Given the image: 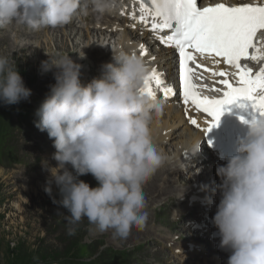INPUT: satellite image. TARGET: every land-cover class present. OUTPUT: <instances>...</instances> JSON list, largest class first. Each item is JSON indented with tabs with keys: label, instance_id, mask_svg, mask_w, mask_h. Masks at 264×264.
I'll return each instance as SVG.
<instances>
[{
	"label": "clouds",
	"instance_id": "9594fccd",
	"mask_svg": "<svg viewBox=\"0 0 264 264\" xmlns=\"http://www.w3.org/2000/svg\"><path fill=\"white\" fill-rule=\"evenodd\" d=\"M92 5L105 13L118 0ZM80 8L81 0H0V28L13 21L32 30L63 26ZM41 67L56 81L36 110L35 126L56 149V166L44 165L50 174L45 191L51 194L53 183L59 188L61 199L54 202L67 210L69 225L87 218L98 232L111 230L116 237L143 228L148 219L143 185L166 161L151 128L164 102L140 91L147 64L135 51H113L112 62L102 64L101 75L87 85L80 79L82 65L70 55L49 57ZM31 95L14 61L0 56V101L14 105ZM88 174L96 187L80 179ZM217 175L220 201L213 223L219 247L230 253L227 264H264V120L250 124L237 154L218 166Z\"/></svg>",
	"mask_w": 264,
	"mask_h": 264
},
{
	"label": "rangeland",
	"instance_id": "374dc122",
	"mask_svg": "<svg viewBox=\"0 0 264 264\" xmlns=\"http://www.w3.org/2000/svg\"><path fill=\"white\" fill-rule=\"evenodd\" d=\"M22 28L25 30L23 31ZM71 29L65 28V31ZM45 32L48 33L49 30L29 31L28 27L25 25L20 27L19 22L17 24L16 21L0 28V56H7L14 61L25 85L32 90L31 97L21 101V113H19L21 109L16 110L15 104L0 106L11 109L12 114L7 127L0 135V264H46L43 259L49 256L61 257L70 253V246L73 242L79 244L78 257L86 260L99 258L100 255L96 251L92 253V250L100 248L101 243H104L100 250L107 247L106 252L108 253L112 248L111 257L118 250L128 254L129 260L124 259L128 262L123 264H227L230 253L228 251L219 252L213 246L207 248L195 259L184 258L182 251H186L187 247L183 244L184 240L179 242L177 237L180 232L187 235L185 227L181 230L178 227L182 213L178 211L180 199L167 197L168 193L171 194L175 188H185L183 186L187 183L185 176L190 171L184 169H178L173 176L175 178L173 185L168 183L163 185L161 180L151 176L152 197L151 202L146 206V211L148 216L153 218L155 210L152 209L158 206L156 209L159 210V215L150 228L146 222L143 228H132L133 236L128 234L126 237H116L111 230L98 232L87 218L82 219L76 225H69L67 210L54 202L61 199L59 188L53 183L52 193L45 191L49 172L46 168L43 169V165L48 166V158H53L56 149L48 134L41 132L35 126V121L38 119L36 110L56 81L53 72H42L41 61L38 60L39 55L45 59L70 55L75 59L77 55L84 53V49L82 39L77 41L80 48L78 50L71 48L73 45L70 44L65 49L46 46L44 40L46 36H50ZM62 32L64 33L63 29L55 31L59 34L58 39H62L60 37ZM98 32L93 31L92 35ZM7 34L11 37L17 36L18 40L23 39L21 49L14 52L5 51L7 47L15 48L13 44L15 41L9 43L10 45L6 43L14 40L10 37L6 38ZM34 36L36 41L31 39ZM38 41L42 44L40 51L36 50ZM84 41L91 46L89 38H84ZM151 64H154L153 60ZM86 80L88 83L91 82L89 78ZM163 113L165 114V111ZM176 139L179 138L177 136L169 138L170 144H166L164 155L173 150L175 153L178 152L175 145ZM49 165L54 166L53 163ZM197 166L198 164L193 169L196 170ZM80 179L88 182L92 187L97 186V181L91 174L81 176ZM167 180L165 178V181ZM30 186L34 187V191L25 192L24 189ZM191 204L192 202L188 200L183 208L188 210ZM200 210L197 207L194 214L190 215L194 222L202 220V216L198 220L195 219ZM167 220L169 222L164 226ZM170 224L173 225L169 227ZM69 227L74 228V233L71 235L68 232ZM85 245H93V247L87 248ZM222 253H225L223 257Z\"/></svg>",
	"mask_w": 264,
	"mask_h": 264
},
{
	"label": "snow or ice",
	"instance_id": "6c2138e0",
	"mask_svg": "<svg viewBox=\"0 0 264 264\" xmlns=\"http://www.w3.org/2000/svg\"><path fill=\"white\" fill-rule=\"evenodd\" d=\"M140 2L138 22L150 27L162 44L178 51L183 103L194 106L208 117L205 128L189 117L193 125L207 136L219 126L221 117L225 111H231L233 105L250 110V121L240 117L245 123L264 120V0L239 5L225 2L206 5L204 0ZM133 19L136 20L135 15ZM132 26L135 27V23ZM164 30L170 34L160 35ZM142 55H147L146 49ZM198 56L222 58L237 69L235 73L213 72L214 76L234 77L231 81L227 78L218 81L224 87L215 91L222 95H204L201 86L195 82V74L202 67ZM242 60L255 61L261 65L260 70L254 73L249 64L242 65ZM163 76L153 68L145 78L141 94L156 99L157 90H161L165 97L175 96L173 87L166 84Z\"/></svg>",
	"mask_w": 264,
	"mask_h": 264
},
{
	"label": "bare ground",
	"instance_id": "6f19581e",
	"mask_svg": "<svg viewBox=\"0 0 264 264\" xmlns=\"http://www.w3.org/2000/svg\"><path fill=\"white\" fill-rule=\"evenodd\" d=\"M102 16H103V14L101 15V17ZM103 18L106 19V16L104 15ZM21 23L22 22H19V24H21ZM17 24H18V22H17ZM61 28H64L63 29L64 33L62 32V34L60 35V37L62 39H58L59 34L54 33V32L56 30L61 29ZM65 28L67 29V27H60V26L50 28L48 33L45 32L46 35H49L50 37L46 36V40H44V43L46 46L51 45L52 47H57V48L62 47L63 49H65V47L70 44V45H73V47H71V48H76L78 50L79 45H78L77 41H78V39L79 40L82 39L81 43L83 46L82 48L84 49V53H83L84 56L81 57L80 55H83V54L80 53V55H77V57L74 60L76 63H78L82 66H84V65L81 63V61L89 58V56L92 59H94L95 62H97V65H99L98 62L100 60H103L104 58L112 59L113 51L119 52V48H118L117 44H115L114 45L115 47H112V48L106 47V44L110 45L109 41H111V39L114 38L118 34V33L113 31L112 27H110V29H108L106 31H100V34H98L97 40H96L99 43L96 46L92 45L91 47H88L89 46L88 43L86 44L84 41V38L86 36H90L89 34L91 32L86 31L85 29H81V28H79V31H76V32H75L76 28L75 29L72 28L69 31H65ZM80 30L82 31V33L80 32ZM51 31H53V32H51ZM11 33L14 34L13 32H11ZM51 33H52V36H51ZM77 33H78V38H77ZM8 37H10L11 39H14V40L9 42L8 41L9 39H8L7 40L8 42H6V43L9 44V43H12L15 41V43H13L15 48L7 47V48H5V51L14 52L17 49H21V47H22L21 45H23V43H22L23 39L18 40V39H16L17 36L11 37L9 34H7L6 38H8ZM34 38H35V36L31 37L32 40H35ZM121 38H122V40L119 42L122 43V47L125 48L126 51L132 50V51L136 52V50H138V53L137 52L136 53L143 58V60L145 61V63L147 64V66L149 68V72H151V70L153 68H155L160 73H162V70L157 65H156V67H152L156 63V58L154 57L155 58L154 60L150 58V56L153 53V48L151 47L149 49L148 43H147V46L145 45L143 49L141 48V45H143V41L141 43L137 42L136 44H132L130 41H131V39L134 38L133 32H124L123 34H121ZM94 41H95V36H94ZM29 42H30V40H29ZM41 47H42V44L38 41L36 50L40 51ZM86 48H87L88 52L87 51L85 52ZM145 49L146 50L149 49L148 50L149 56H148V54L142 55V52ZM159 53L157 52V54H159V58L161 57V55H164V57H166V63L163 64L161 62V64L163 65V68L167 70V67H165V66L168 65V71H171L172 70V62L170 59V54H168L167 52H163V51H160ZM166 54H168L169 56H167ZM57 57L58 56H56V58ZM46 60H48V59H45V58H43V56L39 55L38 61H41V65H42V62L46 61ZM151 60L154 61V64L152 66H151ZM106 63H108V62H106ZM93 71H94V75L96 76V78L98 76H100L101 75V65H100V70L97 68H94V67H91L88 69V72H90L91 76H85V77L83 75L80 76L81 82L83 84H85V85L88 84V81L86 80L88 78L92 81ZM81 73L85 74V71H83L82 68H81ZM164 111H165V114L162 113V115L159 118L154 119L152 122L151 128H152L153 141L158 146L159 150L163 154L167 148L166 144L169 143V142H167L168 139L169 138L171 139L172 137L177 136L179 139L178 140L176 139L177 142L175 143V145H176V150H178V152L177 153L174 152L173 156H170V155L165 156L166 157L165 163L152 176L156 179L161 180V183L163 185L167 184V183L170 185H173L175 183V178L172 176L174 175V173H176L178 171L179 168H182L185 171L187 170L189 172V171L193 170V167L195 164H199L197 169L195 170V172L189 173V175L187 177L189 184L185 188H180V189L175 188L171 192V194L168 193V196H167L168 198H174V197L179 198V199L182 198V200L180 201L181 208L179 209V211H181L182 214L187 215V214H191V213L196 211V205H204L205 206V204H206L205 197L206 196H212V194L220 193L218 191L217 186L221 183V181L218 182L219 179L217 176H214L213 178L208 179L207 174L201 175V172L206 173L205 163L203 161H199L197 156H198V153H202L203 149L202 150L201 149L196 150L195 148H198L196 146V144L199 142V139L201 138L202 133L200 132V130L197 127H194L190 124L189 117L193 116V114L191 112V108L188 109L187 107H185V108H182L180 110L173 104V105H168L167 107H165ZM186 117L188 118V124L185 121ZM201 147H202V145H201ZM210 162H212V160H210ZM48 163L49 164L53 163L54 166H56V164H57V162L53 158H50V157L48 158ZM44 168H45V166L43 165V169ZM198 170H201V171L198 173ZM48 175H50V174L48 173ZM165 178H167L168 180L165 181ZM177 179H178V177H177ZM20 186H22V184ZM151 188H152V177H150L143 185V192H144V195L146 198L147 205L151 202V197H152V193L150 191ZM24 191L28 192V193L32 192V191H34V187L30 186V188L24 189ZM187 194L192 195V196L196 195L197 200L195 202H193L194 207L183 212L182 206L184 205V201H185V198L187 197ZM219 201H220V196H218L217 199L214 201L209 200V203L207 204V206H209V207L214 206L215 207V206H217ZM156 207H158V206H156ZM156 207L154 209H152V210H155L154 217L152 218V217L148 216L147 225L154 224L156 222V219L159 215V210L156 209ZM210 215L211 214H208V213L204 214V216H207V217H210ZM212 225H211V227L206 229L207 233L213 231ZM205 227H206L205 223L202 226H200L199 222H194V225L191 226L190 228H188V230L190 232H195L197 237H198V236H202V235L206 234V232L203 233V228H205ZM130 234H132V236H133L132 230L130 231L129 235ZM197 237L193 238L190 242H193L194 244H197L199 246L200 242L197 243V239H198V241H201V240ZM189 243H188V245H189ZM211 243H213V241ZM218 245H219V242H218ZM218 249H219V251H224L219 246H218ZM122 254L128 259V254L125 251L122 252ZM224 254L225 253H222L221 256L223 257Z\"/></svg>",
	"mask_w": 264,
	"mask_h": 264
},
{
	"label": "trees",
	"instance_id": "16d2710c",
	"mask_svg": "<svg viewBox=\"0 0 264 264\" xmlns=\"http://www.w3.org/2000/svg\"><path fill=\"white\" fill-rule=\"evenodd\" d=\"M9 118L8 116L5 114V112H0V134H2V132L4 131V126L7 124ZM79 244L77 242H73L71 243L70 249L71 251H75L76 249H78ZM71 254L67 253L64 256H49L48 258H45L43 260L46 261V264H60L59 260L62 259V257H67ZM65 264H72L70 263L67 259L65 260Z\"/></svg>",
	"mask_w": 264,
	"mask_h": 264
},
{
	"label": "water",
	"instance_id": "95a60500",
	"mask_svg": "<svg viewBox=\"0 0 264 264\" xmlns=\"http://www.w3.org/2000/svg\"><path fill=\"white\" fill-rule=\"evenodd\" d=\"M0 104H3V102H2V101H0Z\"/></svg>",
	"mask_w": 264,
	"mask_h": 264
}]
</instances>
